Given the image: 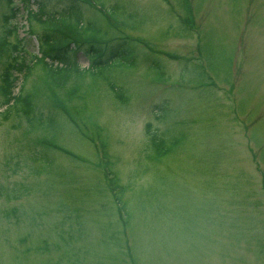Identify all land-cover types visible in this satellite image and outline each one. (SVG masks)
<instances>
[{
  "label": "rangeland",
  "instance_id": "374dc122",
  "mask_svg": "<svg viewBox=\"0 0 264 264\" xmlns=\"http://www.w3.org/2000/svg\"><path fill=\"white\" fill-rule=\"evenodd\" d=\"M101 1L113 24L87 6L84 17L131 38L135 53L123 68H87L91 81L84 77L87 91L75 95L81 98L69 102L68 84L59 88L70 110H57L49 135L75 156L50 142L42 151L51 159H41L43 165L54 169L46 174L54 194L21 200L33 225L0 217V264L54 260L32 247L54 239L59 200L64 212L78 215V237L89 251L83 264H264V0ZM45 4L47 13L62 5ZM4 12L0 0V45ZM16 21L20 27L0 46V61L20 47L26 57L39 54L20 15ZM29 22L38 35L48 22L70 35L77 31L74 16ZM77 60L88 66L84 55ZM31 72L33 79L41 69ZM109 83L117 91L102 85ZM15 114L0 113V181L32 183L23 153L28 141L20 139L26 122ZM114 176L124 187L119 204L112 196L119 187L111 191L107 183ZM12 204L0 197L1 209Z\"/></svg>",
  "mask_w": 264,
  "mask_h": 264
},
{
  "label": "trees",
  "instance_id": "16d2710c",
  "mask_svg": "<svg viewBox=\"0 0 264 264\" xmlns=\"http://www.w3.org/2000/svg\"><path fill=\"white\" fill-rule=\"evenodd\" d=\"M5 1L7 12L2 13L3 36L1 37L2 43L0 46L5 43V38L17 28L15 25L16 19L23 7L27 8L29 3H34L36 6L35 11L32 12L30 10L29 14L38 21H45L48 15L74 16L77 20L75 25L77 31L73 35L68 33V29L60 31L59 28L55 27V24L48 22L46 28L44 27L40 35L36 36L39 42L38 56L34 54L26 57L27 52L23 47H20L19 51L6 53L0 61L2 65L0 71V108L3 107L0 113L3 118H7L15 112L16 116L21 114L25 119L26 128L20 139L27 138L25 141H28V143L24 142L23 153L28 151V153L24 154V156L27 154L26 158L29 161L27 169L31 177L36 178L32 183L23 182L22 178L10 184L0 181V197L5 199L6 202L13 201L12 205L0 208V217L7 221L33 225L35 216L21 206V200L31 194L39 195L42 199H45L47 195L54 194L52 191L53 184L48 182L46 177V174L54 169H49L43 165L41 159L45 158L44 161L46 163L48 161L51 162V159L47 158L42 151L46 150L50 142L56 148L55 150L63 151L70 156L73 155L65 148L54 145L50 139L49 129L53 132L50 127L54 122H58L59 119L56 117L58 115L57 110L61 109L64 111L68 108L66 104L62 103L66 100L65 97L71 102L74 97L77 99L82 97L81 95L75 96L78 92L87 91L88 84L83 83L84 77H88L87 68L92 67L102 70L110 63H115L123 68L128 65L126 62L129 61L128 55H134L135 46L131 38L125 34L110 33L112 28L109 29L103 23L98 24L93 22L92 18L84 17L82 13L84 7L87 6L94 9L96 5H102L104 20L109 22V19H111L110 23L113 24L114 19L107 13L106 9L108 7H105L101 0H57V3L62 4L58 13H47L45 0ZM16 1L17 3H15ZM92 22L96 25V29L92 26ZM121 23L123 22L121 21ZM17 42L20 43V38H16V42L11 45L13 50L17 48ZM79 54L87 58L88 67H80L77 60ZM36 66L41 69V73L32 79L30 77L31 71ZM29 78H31V82L28 87H25ZM62 85H67L64 98H60L62 93L59 88ZM102 85L107 86L111 91H117L112 84L109 86L107 84ZM17 86L18 91H15ZM41 100L47 106V112L39 108L40 103L38 101ZM44 104L43 106H45ZM76 106L72 107V111ZM68 119L72 121L73 118L69 116ZM33 131L40 132V136H32L31 132ZM150 139L153 142L155 141L154 134L150 136ZM16 155H20V153ZM102 156L107 158L104 151ZM55 165L59 167V169L55 170L63 171L57 162ZM41 174H44V177L41 178ZM107 183L111 190L115 186L119 187L118 194L114 193L113 197L120 202L121 196L119 193L123 191L124 187L117 185L115 176L109 178ZM74 187H77V184L74 183ZM54 196L61 199L59 192ZM65 207V202L56 201L54 211L57 216L53 220L51 219L50 225V234L53 233L54 239L50 240V236L44 237L32 247L34 252L55 254L52 258L54 260L49 261L47 264H83L82 260L89 252L86 248L83 249V242L80 241L81 237H78L81 225L78 215L74 209H67L64 212ZM46 213L50 214V209ZM74 225L78 231H73Z\"/></svg>",
  "mask_w": 264,
  "mask_h": 264
}]
</instances>
